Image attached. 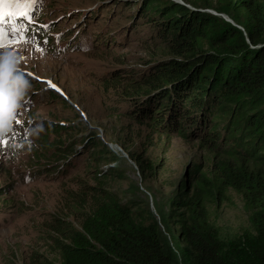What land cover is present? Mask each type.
I'll return each mask as SVG.
<instances>
[{
    "label": "rangeland",
    "instance_id": "rangeland-1",
    "mask_svg": "<svg viewBox=\"0 0 264 264\" xmlns=\"http://www.w3.org/2000/svg\"><path fill=\"white\" fill-rule=\"evenodd\" d=\"M105 1L23 0L17 7L10 0L3 6L13 14L0 20L8 28L7 35L0 28V139L6 141L0 144V186L11 184L0 193V264L58 262L56 228L80 230L86 213L110 205L115 195L121 202L133 200L145 220L152 216L159 222L172 210L168 228L160 224V229L182 264L192 263L177 221L187 216V208L171 200L190 196V187L183 190L178 182L188 179L192 164H199V171L210 167L211 152L196 138L157 133L150 121H136L133 113L146 105H133L129 98L135 88L146 89L141 80L148 70L181 58L148 39L142 21L131 22L133 9ZM22 20L44 31L33 41L14 37ZM113 36L122 39L112 42ZM112 73L135 82L115 85ZM85 137L91 139L84 142ZM103 148L98 160L90 159ZM45 166L48 171H39ZM205 206L220 236L233 238L251 229L238 193L230 190L220 205Z\"/></svg>",
    "mask_w": 264,
    "mask_h": 264
},
{
    "label": "trees",
    "instance_id": "trees-1",
    "mask_svg": "<svg viewBox=\"0 0 264 264\" xmlns=\"http://www.w3.org/2000/svg\"><path fill=\"white\" fill-rule=\"evenodd\" d=\"M199 1L197 6L187 5V0L105 2L133 9L131 22L142 21L148 39L159 40L181 58L148 70L141 80L146 89L135 88L129 98L133 105H146L133 113L136 121H150L157 133L196 138L211 152L210 167L199 171V164H192L188 179L178 182L183 190L190 187V196L171 200L187 208V216L177 221L191 264H264V0ZM22 23L27 28L21 37L27 42L44 31L37 23ZM112 75L110 83L115 85L135 82H125L120 73ZM152 105L157 106L154 111ZM106 150L95 151L90 159L98 160ZM10 185L0 186V193ZM230 190L242 197L251 229L224 238L210 223L205 205H220ZM172 213L159 216V222L149 215L145 220L133 200L121 202L115 195L110 205L86 213L80 230L56 228L59 260L48 264H182L160 229V224L168 228Z\"/></svg>",
    "mask_w": 264,
    "mask_h": 264
},
{
    "label": "snow or ice",
    "instance_id": "snow-or-ice-1",
    "mask_svg": "<svg viewBox=\"0 0 264 264\" xmlns=\"http://www.w3.org/2000/svg\"><path fill=\"white\" fill-rule=\"evenodd\" d=\"M10 0H0V20H2L6 15H12L13 13L11 12H5L3 10V6L6 4V3H9ZM16 4H17V7H20L21 3L23 2V0H15ZM31 0H27V3H30ZM26 6V5H25ZM18 15H21V16H24V15H27V12L26 11H20L17 13ZM6 143V141L0 139V144H4Z\"/></svg>",
    "mask_w": 264,
    "mask_h": 264
},
{
    "label": "clouds",
    "instance_id": "clouds-1",
    "mask_svg": "<svg viewBox=\"0 0 264 264\" xmlns=\"http://www.w3.org/2000/svg\"><path fill=\"white\" fill-rule=\"evenodd\" d=\"M11 125L14 126V127H16L17 129H19V126H20V125H16V124H14V123H12ZM25 126H28V127H26V130H29V127H30L29 123L26 124ZM98 130H99V133H100V135H101L102 130H100L99 128H98ZM101 138H103L102 135H101Z\"/></svg>",
    "mask_w": 264,
    "mask_h": 264
},
{
    "label": "bare ground",
    "instance_id": "bare-ground-1",
    "mask_svg": "<svg viewBox=\"0 0 264 264\" xmlns=\"http://www.w3.org/2000/svg\"><path fill=\"white\" fill-rule=\"evenodd\" d=\"M20 30H22V29H20ZM77 119V118H76ZM65 123V122H64ZM97 134H98V137L99 138H101V135H100V133L99 132H97ZM100 144V143H99Z\"/></svg>",
    "mask_w": 264,
    "mask_h": 264
},
{
    "label": "water",
    "instance_id": "water-1",
    "mask_svg": "<svg viewBox=\"0 0 264 264\" xmlns=\"http://www.w3.org/2000/svg\"><path fill=\"white\" fill-rule=\"evenodd\" d=\"M227 21H230L232 23V21L230 19H227ZM233 24V23H232ZM239 27V26H238Z\"/></svg>",
    "mask_w": 264,
    "mask_h": 264
}]
</instances>
